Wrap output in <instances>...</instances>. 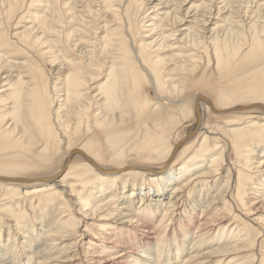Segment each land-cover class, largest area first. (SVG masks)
<instances>
[{
	"label": "bare ground",
	"instance_id": "bare-ground-1",
	"mask_svg": "<svg viewBox=\"0 0 264 264\" xmlns=\"http://www.w3.org/2000/svg\"><path fill=\"white\" fill-rule=\"evenodd\" d=\"M236 1H0L11 19L40 7L18 17L29 27L0 28V264L73 262L88 228L110 246L89 242L77 264H264V217L251 219L264 213V0L251 28ZM46 49L53 82L28 56Z\"/></svg>",
	"mask_w": 264,
	"mask_h": 264
},
{
	"label": "rangeland",
	"instance_id": "rangeland-1",
	"mask_svg": "<svg viewBox=\"0 0 264 264\" xmlns=\"http://www.w3.org/2000/svg\"><path fill=\"white\" fill-rule=\"evenodd\" d=\"M1 1V0H0ZM236 1V0H235ZM257 1V0H256ZM256 1L255 0H244V1H242V0H237L236 1V3H234L233 5H234V8L238 5V7H236L237 8V11H236V14H235V16L239 19V20H241V21H243L242 23H244V25L246 26V27H248V25H249V23H251V21H253L254 19V22H252V24H251V26L256 22V19L258 18L257 16L256 17H252V13H249V12H252V10H256L255 8L258 6V4L259 3H263L262 1L261 2H259L258 4H256ZM250 2V3H249ZM157 3H159V2H156V1H152V2H148V3H146V7H147V10H148V14H149V17H147V19H146V22L147 21H149V20H151L153 17H154V15H153V13H152V11H150L151 10V8L154 6V5H156ZM247 5H246V4ZM2 4V5H1ZM237 4V5H236ZM0 28H2V30H3V32L5 31V33H9V31H11V30H15L16 28L17 29H24L25 27H29L30 25H31V19H26V20H24V19H22V20H19V18L22 16V15H24L25 14V12H28V13H30V14H33V12L34 11H37L38 10V8H40V7H38L39 5L38 4H26V3H24V4H21V6H20V8H19V10L17 11V15L18 16H13L12 17V19L11 18H9L8 17V13H7V11H6V4H4V3H2V2H0ZM26 5H27V7H26ZM236 5V6H235ZM80 7H81V5H79ZM248 7V9H246L247 7ZM252 6V7H251ZM253 7H255L254 9H252ZM243 10V13L241 12ZM245 10V11H244ZM24 11V12H23ZM242 13V15H239V13L240 12ZM23 12V13H22ZM22 13V14H21ZM240 13V14H241ZM19 14H21V15H19ZM130 14L132 15V16H135V14H136V9H135V7L134 8H132V9H130ZM244 14H247V16H245ZM248 14L250 15V17L248 16ZM264 15V14H263ZM263 15L260 17L261 19H263V21H264V18H263ZM19 17V18H18ZM248 17V18H247ZM243 18V19H242ZM246 19V20H245ZM261 19H257V21L258 20H260L261 21V23H260V25H264V22H262V20ZM4 20V21H3ZM16 20V21H15ZM18 20V21H17ZM249 22V23H248ZM149 23H151V21H149ZM263 23V24H262ZM12 24H13V27H12ZM251 26H249L250 28H251ZM248 27V28H249ZM262 27H264V26H262ZM247 35L250 37V32H249V29L247 30ZM100 36H102V35H100ZM247 49V48H246ZM46 53L45 55H42L43 53ZM6 53H8V56L7 57H9V56H11V57H9V61H13L15 64H18V65H20L21 63H23V57H21V56H24L23 55V53H21V52H19V51H17V50H15V49H12V48H10V49H6ZM43 53L42 54H38L36 51H35V54H34V52L33 51H31V52H29V54H28V56H33V58H34V60H36V61H38V63L40 64V65H42V66H44L45 68H46V71L48 72V76H49V79H50V81L51 82H53L54 80L56 81V78L57 77H55V76H57V75H55L56 73H54L53 72V70H57L58 68H59V66H55V67H51L50 65H49V58H50V54H47L48 52H47V49L46 50H44L43 51ZM18 54V55H17ZM37 56V57H36ZM42 56H43V58H42ZM39 57V58H38ZM244 55H241V56H239L238 57V59H236L233 63H232V65H233V72H235V71H239V69L240 68H244V67H247V65H246V63H245V61H244ZM38 59V60H37ZM19 67V66H18ZM20 70L19 71H15L16 69H13L12 71L13 72H16V73H14L13 75L14 76H16V75H18V73L19 72H23V70L24 69H26L25 67H22V68H19ZM245 69V68H244ZM214 70H215V68H214ZM51 72H52V74H51ZM51 75V76H50ZM232 74L230 75V77H229V79L231 78V82H230V86L231 87H238L239 89H243V88H246L249 84L248 83H241V84H238V86H236L235 85V83H233L232 82ZM3 77H5V75H3ZM219 76H218V74H217V72H215V73H211V74H208V75H206V78L208 79V81L210 82V81H213L214 83H216V80H217V78H218ZM2 85L0 84V87H1ZM53 86V85H52ZM0 91H3V89H0ZM0 97H1V95H0ZM193 121V122H192ZM194 124H195V121H194V119L193 120H190V121H187L186 123H184L183 125H180V127H179V129H192V127L194 126ZM189 126V127H188ZM176 140H177V138H176ZM231 158V157H230ZM256 158L257 157H253V161L252 162H254V166L253 167H255L256 165H258L257 164V162L259 161V160H256ZM178 162V161H177ZM176 162V165H175V167L174 168H177L178 166H180V164H181V160H179V162L177 163ZM58 167V165H55L52 169H56ZM264 170V169H263ZM262 170V171H263ZM225 175V174H224ZM223 175V176H224ZM222 181H224V180H222ZM223 183V182H222ZM258 184V185H257ZM262 185H264V182H262L259 178H256V183H254V185H252V186H256V188H258V187H261ZM258 190H260V188H258ZM255 194V193H254ZM169 195L170 194H166V199L169 197ZM211 193L208 195V200H207V203L210 201V199H211ZM255 198L256 196H253V195H249V198L250 199H252V198ZM206 198V199H207ZM248 201H251V200H249V199H247ZM252 201H254V200H252ZM139 202V201H138ZM206 203V202H205ZM140 205H138V203H137V200H136V203H135V206H134V208L135 209H138V208H140L139 207ZM201 206H198L197 208H196V210H195V217L196 218H198L199 216H200V210H201V208H200ZM133 208V207H132ZM194 208H195V206H194ZM194 208H191V210L193 211L194 210ZM162 209L163 208H160V214H159V212H158V215L159 216H162L163 214H162ZM67 215V214H66ZM181 215V214H180ZM180 215H179V212L177 213L175 210L173 211V214L170 216V221H171V224H172V226H174L175 224H173L175 221H177L178 219H179V217H180ZM76 217L78 218V219H81V216L79 215V214H76ZM231 217V216H230ZM258 217H264V213H262V214H259L258 216L257 215H254V216H252L251 217V219H254V218H258ZM158 219H159V217H158ZM250 219V220H251ZM90 219H88V220H84V223L83 224H88V225H91V221H89ZM104 223H97V224H95L97 227H99L100 225H103ZM105 224H108V222L107 223H105ZM197 224H198V219H196V222L192 225V227H191V229H190V237H189V239L191 240H193L194 239V237L196 236L195 234H193V233H196V231H197ZM109 225L110 226H108V227H110V228H113V227H119V228H121V227H125V225H122V220H120V217H118V218H115L113 221H110L109 222ZM83 227V226H82ZM172 228L173 227H170L169 229H168V233H167V238H168V240L170 239V241H171V237H172V235H173V230H172ZM88 231H90V233H92V235L91 234H87L86 236H84L83 237V239H81V238H79V241H80V243L83 245L82 246V249H81V251L79 250V252H77V250L78 249H76V250H74V251H72L73 252V254H76V252L77 253H79V255L78 256H76L74 259H73V262H69V263H66V264H75L76 263V261L77 260H79V259H83V261H86V259H87V256H92V255H88L86 252L87 251H85V248H88L89 246L87 245L89 242H93L94 244H95V248H97V247H106V246H110L108 243H104V244H100L99 243V241L100 242H102V241H107V239L106 238H108V237H111V235H105V234H101L100 235V237H98V235H99V232L98 231H96L97 229H91V228H88L87 229ZM195 230V231H194ZM85 231V228L83 227L82 229H81V233L79 234V236L82 234V232H84ZM109 232H110V234L112 233V229H109L108 230ZM170 231V232H169ZM140 232V231H139ZM140 235H143L141 232L139 233ZM140 235H138L139 237H141ZM92 237H96L97 239H98V241H96V240H94V239H92ZM16 238H19V236H16ZM100 238H104V239H100ZM78 240H75V241H72V240H70V241H66V242H64L63 243V245L62 246H57V247H59V250H61V249H63V248H69V247H73L74 245H72L73 243H76ZM185 243H186V245L187 244H189L190 242H189V240L187 241V240H185L184 241ZM184 242H182L181 240H179V244L182 246L183 245V243ZM211 243V241H210V239H207L206 240V242H205V245L203 246V247H201L200 249H205V247L206 246H208V244H210ZM264 243V242H263ZM65 246H68V247H65ZM191 246H192V242L190 243V245H189V248H191ZM31 247V246H30ZM29 247V248H30ZM33 247V246H32ZM35 247H37V246H35ZM41 248V246L39 245V247L38 248H36V251H34V256H35V254L37 253V250H39ZM173 248V247H172ZM175 250V248H173L172 249V251H174ZM195 250V249H194ZM193 250V251H194ZM118 251H121V249H119ZM133 251H135V250H133ZM28 252V251H27ZM190 253V249L188 250V254ZM24 257H25V254H24V252L22 251V253H21ZM21 255V256H22ZM57 255V254H56ZM55 254L53 255L54 257L56 256ZM81 255V256H80ZM77 258V259H76ZM69 260V259H68ZM62 261H64L65 262V260H62ZM67 262V261H66ZM78 262V261H77ZM210 262V261H209ZM203 264H209L208 262H205V261H203L202 262ZM57 264H61V263H57ZM77 264V263H76ZM82 264H85V263H83L82 262ZM86 264H92L91 262L90 263H86ZM94 264V263H93ZM173 264H174V262H173ZM260 264V263H259Z\"/></svg>",
	"mask_w": 264,
	"mask_h": 264
}]
</instances>
